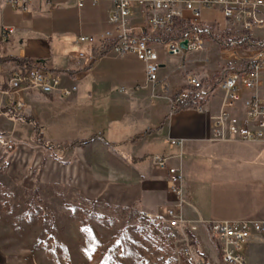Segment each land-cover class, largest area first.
Returning <instances> with one entry per match:
<instances>
[{"label":"crops","instance_id":"1","mask_svg":"<svg viewBox=\"0 0 264 264\" xmlns=\"http://www.w3.org/2000/svg\"><path fill=\"white\" fill-rule=\"evenodd\" d=\"M115 1L33 0L26 12H19L0 0V136L6 134L21 143L25 137L36 140V125L43 141L52 143L44 136L46 129L72 125L78 134L65 136L68 138L57 145L85 143L60 151L83 152L84 166L92 160L101 161L107 170L101 182L112 185L117 206H134L165 221L166 210L174 204L168 174L152 160L147 161L145 154L148 141L163 137L168 152L152 158L181 155L170 165L182 170V214L186 227L196 236L205 237L212 222L264 221V140L214 141L208 115L187 107L172 112L173 96L187 87L190 76L213 84L223 69L237 64L232 54L236 47L224 50L206 37L199 51L170 55L158 49V55H165L159 57V82L151 85L144 64L135 56L101 54L97 49L107 32L118 35L116 26L109 22ZM201 21L217 25L228 42L235 43L244 34L227 31V20L219 9L202 8ZM134 22L137 27L143 24L140 18ZM250 35L255 41L264 39V26ZM80 36L93 37L94 45L76 44ZM67 39L70 44L66 47L77 46L79 51L68 58L55 54L56 46L62 47L65 44L61 42ZM239 54L249 55L247 50ZM38 63L47 72L59 73L64 86H77V92L65 98L59 93L21 91L13 98L22 100L25 108L15 114L5 94L10 91L12 73L17 67L24 70ZM262 76L264 80V71ZM259 94L264 98V88ZM82 100L89 105L78 110L85 117L89 115L84 121L74 114ZM223 100L224 93L215 90L210 101L213 114L218 113ZM101 105L106 108L102 110ZM4 121L14 123L11 132ZM17 122L22 125L21 134L15 133ZM97 127L103 130L97 132ZM173 140L182 145L172 147ZM85 150L97 154L90 157ZM245 252L250 264H257V255L264 254V237H254Z\"/></svg>","mask_w":264,"mask_h":264},{"label":"rangeland","instance_id":"2","mask_svg":"<svg viewBox=\"0 0 264 264\" xmlns=\"http://www.w3.org/2000/svg\"><path fill=\"white\" fill-rule=\"evenodd\" d=\"M67 40L55 54L68 58L79 51L66 47ZM164 55L160 52V59ZM88 106L84 100L76 104L79 120L89 117L78 111ZM19 123L17 134L22 132ZM4 124L11 132L14 123ZM46 130L45 138L56 145L78 134L72 125ZM5 135L0 138L13 141ZM27 139L13 141L12 149L0 143V264H222L208 228L199 237L137 207L117 206L112 185L101 182L107 171L101 161L84 166L83 152L48 150L34 137ZM163 139L148 141L147 161L167 151ZM95 153L85 150L90 157ZM256 263L264 264V254L257 255Z\"/></svg>","mask_w":264,"mask_h":264},{"label":"built area","instance_id":"3","mask_svg":"<svg viewBox=\"0 0 264 264\" xmlns=\"http://www.w3.org/2000/svg\"><path fill=\"white\" fill-rule=\"evenodd\" d=\"M4 1L19 12H26L33 2ZM202 8L221 10L227 20V31L244 34L237 42H228L220 35L217 25L201 21ZM137 18L142 20L140 27L134 22ZM109 22L116 26L118 35L107 32L98 51L118 57L135 56L144 64L147 82L151 85L159 82L161 64L158 49L170 55L199 51L204 48L206 37L213 38L224 50L236 47L232 54L237 64L223 69L213 84L190 76L187 87L173 96L172 112L187 107L208 115L212 123L211 139L214 141L264 140V98L259 94L264 88V39L255 41L250 35L254 29L264 26V0H116ZM185 41L187 46L184 49L182 43ZM76 44L93 46L94 39L80 36ZM245 50L249 55L240 56L239 51ZM217 89L224 93V100L218 113L213 114L210 101ZM29 90L70 97L77 92V86H64L59 73L47 72L39 63L24 70L17 67L10 79V91L5 93L13 113L17 114L25 108L24 102L15 100L13 95ZM12 142L0 138V143L7 149L13 148ZM170 144L176 147L182 142L173 140ZM179 158L181 155H155L152 161L157 168L167 172L169 192L174 197L173 206L166 210L165 222L171 228L182 229L187 228L182 214L183 174L179 166L170 165V161ZM208 230L217 244L222 264H250L245 249L254 237H264V221L212 222Z\"/></svg>","mask_w":264,"mask_h":264},{"label":"trees","instance_id":"4","mask_svg":"<svg viewBox=\"0 0 264 264\" xmlns=\"http://www.w3.org/2000/svg\"><path fill=\"white\" fill-rule=\"evenodd\" d=\"M35 136H36V142L40 146H44L48 150H65L68 147H80L82 146L85 141H73L70 145H56L52 143H46L43 141L42 136L40 135V132L38 130V127L34 126Z\"/></svg>","mask_w":264,"mask_h":264},{"label":"water","instance_id":"5","mask_svg":"<svg viewBox=\"0 0 264 264\" xmlns=\"http://www.w3.org/2000/svg\"><path fill=\"white\" fill-rule=\"evenodd\" d=\"M186 46H187V41H185V42L182 43V47H183L184 49L186 48Z\"/></svg>","mask_w":264,"mask_h":264}]
</instances>
